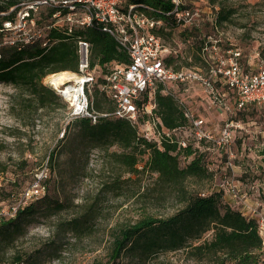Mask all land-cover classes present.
I'll return each mask as SVG.
<instances>
[{
  "label": "built area",
  "instance_id": "built-area-1",
  "mask_svg": "<svg viewBox=\"0 0 264 264\" xmlns=\"http://www.w3.org/2000/svg\"><path fill=\"white\" fill-rule=\"evenodd\" d=\"M173 7L165 12L178 27L201 26L205 22L219 33L217 6L206 10L185 0H172ZM153 8L128 0H0V49L5 46L20 49L37 44L49 48L57 41L53 29L71 34L75 29L94 26L110 34L119 49L125 51L128 62H113L107 69L90 64V42L76 36L77 68L46 74L42 82L50 87L68 107L67 122L87 117L95 123L98 117L113 116L127 119L137 128V134L162 148V142L174 143L177 148L221 152L224 160L221 171L215 170L210 187L203 191H218L223 200L236 207L246 218L255 219L257 231L264 246V157H256L255 166L246 161L251 147L235 148L236 136L245 130L237 112L247 105L264 107V61L257 68L245 69L238 47H220L219 37L207 35L200 50L203 66L166 65L169 54L178 51L167 45L155 32L166 27L163 19L148 14ZM1 56V52H0ZM66 73L57 82L56 76ZM158 83L162 92L172 95L180 106L185 122L173 128L162 125L156 113L155 91ZM182 86L183 91L202 92L206 109H220L227 114L223 123H214L199 108L192 107L178 97L167 84ZM97 87L114 108L96 111L92 107L91 91ZM202 99V98H201ZM145 119L140 120V118ZM190 157H187V160ZM244 162V163H243ZM142 164L138 165L140 168ZM239 168L240 171H236ZM246 174V180L240 176ZM47 168L34 172L33 179L16 199L5 208L0 207V221L14 217L19 207L42 196L47 189Z\"/></svg>",
  "mask_w": 264,
  "mask_h": 264
},
{
  "label": "rangeland",
  "instance_id": "rangeland-1",
  "mask_svg": "<svg viewBox=\"0 0 264 264\" xmlns=\"http://www.w3.org/2000/svg\"><path fill=\"white\" fill-rule=\"evenodd\" d=\"M185 1L211 10L207 9L208 0ZM218 2L233 9L231 21L218 25L219 33L206 22L203 31L219 37L221 48L238 47L243 59L250 61L245 65L256 68L264 61V0H217V10ZM180 30L181 27L175 28L171 38H164L165 43L186 56L192 65L203 66L195 57L194 46L181 39ZM167 85L178 97L203 111L197 89L183 91L182 86ZM94 89L91 99H101ZM108 103L103 101L105 106ZM256 109L250 106L247 111L249 120L254 122L250 126L256 124L264 130V112ZM67 112V104L60 97L40 107L27 91L0 82V161L8 165L0 178V184L5 186L0 207L9 205L29 185L34 172L44 166L47 189L43 199L51 198L61 204L60 209H54L40 202L38 210L22 224V231L2 249L0 264L7 263L16 250L26 256L30 254L33 264H97L106 260L111 235L119 227L148 214L166 217L180 206L173 193L155 184V172L124 171L110 155L120 151L117 145H92L78 126L66 125ZM50 150L55 151L51 167L47 163ZM145 158L146 154L142 155ZM185 185L189 189H205L208 182L187 179ZM90 209L94 216L85 221V213ZM74 218L79 220L76 229L71 224ZM152 259L208 264L206 260L187 258L183 249L159 251ZM118 264H148V259L141 261L138 255L126 250L118 258Z\"/></svg>",
  "mask_w": 264,
  "mask_h": 264
},
{
  "label": "trees",
  "instance_id": "trees-1",
  "mask_svg": "<svg viewBox=\"0 0 264 264\" xmlns=\"http://www.w3.org/2000/svg\"><path fill=\"white\" fill-rule=\"evenodd\" d=\"M134 3H144L153 8L148 14L165 21L166 27H159L155 32L164 38H171L172 31L178 26L165 12L173 7L172 0H128ZM215 5L217 0H208ZM189 4V3H187ZM190 5V4H189ZM216 23L231 21L233 9L218 2ZM206 23V22H205ZM204 23V24H205ZM181 27L180 37L190 47L196 58L211 32L203 31L202 26ZM212 26V25H211ZM213 29V27H212ZM51 35L57 38L49 48L37 44H30L17 49L5 46L0 49V82L11 84L27 91L38 106L50 105L54 98L59 97L50 87L43 84V77L51 72L60 70L75 71L77 68L76 42L78 35L86 38L91 45L90 64L104 66L111 61L117 63L128 62L127 53L118 48L114 38L94 26L75 29L71 34H65L53 29ZM182 62H178V61ZM166 65L173 68L194 66L181 54H169L165 58ZM162 84L158 83L155 91L156 113L162 125L173 128L185 122L182 110L176 99L162 92ZM95 95L101 99L91 100L96 111H112L113 104L95 87ZM108 101L104 105L103 101ZM257 108L256 106H254ZM264 112V107L257 108ZM145 117L140 118V120ZM76 125L83 136L92 145H117L120 151L110 155L124 171L139 173L148 170L156 173V185L162 190L173 193L179 202V207L166 217L143 216L133 223L124 225L111 235V242L107 258L97 264H118V258L124 251H130L139 256L141 261L148 259V264H175L170 261H153L152 257L159 251L183 249L186 257L193 260H206L208 264H264V246L257 231L255 219L246 218L234 206L223 200L222 193L207 191L215 172L221 171L224 156L221 152H209L193 149L191 146L177 148L174 143L163 141L162 148L138 136L137 128L127 119L102 116L92 123L87 117L70 119L66 125ZM237 141V136L236 140ZM146 154L145 160L142 155ZM55 151L50 150L47 163L51 167ZM187 157L190 159L187 160ZM142 161V166L138 165ZM208 164H213L215 170H209ZM8 170V165L0 161V178ZM246 180L244 173L239 177ZM33 179V178H32ZM187 179L208 182L207 188L189 189L185 185ZM47 181V179H46ZM264 181V179H263ZM5 186L0 184V199L4 197ZM10 195V192L7 193ZM18 196V195H17ZM15 196L12 202L16 199ZM45 193L28 204L19 207L14 217L0 221V261L2 249L9 245L15 235L22 231V224L28 221L43 204L44 207L60 209L61 204L53 199L44 200ZM42 202L41 205L39 203ZM85 221L93 218V210L85 213ZM76 229L79 220L71 221ZM209 234L208 237H205ZM30 254L27 256L21 251H14L5 264H33ZM152 260V261H151ZM186 264V263H180Z\"/></svg>",
  "mask_w": 264,
  "mask_h": 264
},
{
  "label": "crops",
  "instance_id": "crops-1",
  "mask_svg": "<svg viewBox=\"0 0 264 264\" xmlns=\"http://www.w3.org/2000/svg\"><path fill=\"white\" fill-rule=\"evenodd\" d=\"M113 62H115V61H111L109 64H111ZM241 62H242L245 69H248V70L249 69H251V70L255 69L254 65L253 66L245 65L246 62L249 63L250 61L247 58L243 59V54L241 57ZM95 65H98V64H95ZM105 65H107V64H105ZM98 66H100V65H98ZM257 66H256V68H257ZM197 91H199V90H197ZM199 93L202 94L201 91H199ZM200 96H201L202 102H203V107H202L203 112L206 114L207 118L214 123L215 122L220 123V124L223 123L227 117V114L225 112L221 111L220 109H209V108L206 109L205 108V102L203 99V95H200ZM250 106H254V105H252V104L247 105L246 107H244V109H241L240 111L237 112V118L241 119V121L245 125V130L238 132L235 148L242 149V148H245V146H248L249 148L251 147V150H249L246 153L247 154L246 158H248V159H246V161H244V162H248L250 164L257 166L260 164V161L256 160V157H259V156L264 157V130L261 129L256 124L253 126H250L252 123H254L251 120H249V118L247 116V111L249 110ZM235 170L238 172L240 171L239 168H235ZM261 174H262V178L264 179V169L261 171Z\"/></svg>",
  "mask_w": 264,
  "mask_h": 264
},
{
  "label": "bare ground",
  "instance_id": "bare-ground-1",
  "mask_svg": "<svg viewBox=\"0 0 264 264\" xmlns=\"http://www.w3.org/2000/svg\"><path fill=\"white\" fill-rule=\"evenodd\" d=\"M65 75H66V73H61V74H59V75L56 76V79L55 80L57 82H60V81L63 80V78H64Z\"/></svg>",
  "mask_w": 264,
  "mask_h": 264
}]
</instances>
